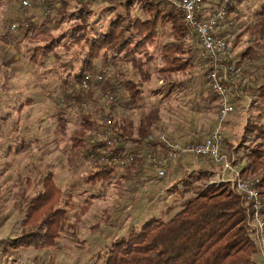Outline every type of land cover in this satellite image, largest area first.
<instances>
[{
    "label": "rangeland",
    "instance_id": "1",
    "mask_svg": "<svg viewBox=\"0 0 264 264\" xmlns=\"http://www.w3.org/2000/svg\"><path fill=\"white\" fill-rule=\"evenodd\" d=\"M87 1L92 5L88 21L92 36L104 31L116 14L123 13L120 3L123 0ZM57 6H49L43 0H37L33 8L26 9L21 6L20 0H3L0 8V172L9 162L12 163V166L0 175V189L3 193L0 196V264H51V261L53 264H104L99 258L103 256L106 247L134 236L151 220L170 221L197 192V187L190 186V180L195 182L192 179L194 174H186V171L175 179L174 185L165 190L168 184L166 177L158 176L157 170H154L149 161L142 163L135 176L126 180L122 178L123 182L119 181L123 174L120 169L111 186L99 183L81 187L79 183L86 176L91 162L83 158L79 166L72 169L67 158L71 136L79 127L82 117L89 114L97 121L90 136L91 141L96 142L108 139L114 134L111 126L105 125L106 121L111 119L110 115L115 121L131 119L137 124L145 114L151 112L157 121L160 120L162 128L169 125L186 138L193 135H203L204 138L208 133V125L213 121V113L218 114L214 109L215 102L208 96L206 89L207 79L204 72L207 71V59L204 53L198 51L192 58L195 65L193 69L162 77L164 79L157 73L162 65L157 59L156 67L151 68L152 77L143 87L144 95H147L142 101L143 110L130 109L124 104L125 90L122 82L125 79L139 81V75L134 68L124 63L116 71L112 66L103 64L102 59H98L94 65V73L104 74V80L98 83L103 87L99 86L97 89L96 100L75 106L72 104L73 106L68 108L67 105L71 102L66 100L63 94L64 79L68 74L80 70L84 53H66L63 47L68 40L66 37L62 39L56 51L59 59L52 55L33 61L30 51L32 45L25 38L31 20L48 23L58 37L63 34L68 36L69 29L79 21L80 6L72 0L67 8L69 14L76 15L74 19L61 17L57 13ZM263 6L264 0H242L238 10L232 11L233 24L225 29L226 38L231 41L240 36L238 52L253 47L256 42L260 43L256 46V59L252 60L251 81L254 87L264 84V35L255 40L245 29L256 22L258 11H261ZM132 14L143 17V13L136 7ZM15 23L18 24L17 28H13ZM167 38L170 39L169 34L164 41L168 40ZM154 54L157 56L158 50H154ZM65 64L73 70H67L68 67L63 66ZM107 81L112 86L105 84ZM74 86L77 88V83ZM170 89H174L176 93L172 95ZM170 93L171 96L168 97ZM111 95L115 99L113 102L109 98ZM236 104L238 112L229 123L226 137L233 143V154L236 157L234 164L237 165L244 160L249 163L250 152L264 141V135H260L259 130V126L264 127V106L258 107L254 103L255 106L252 104L245 107L240 101H236ZM63 110H67L68 132L66 135H58L56 116ZM250 125H255L252 127L253 132L246 130ZM214 128L215 125L211 131ZM155 129L156 127L151 135L156 138L165 136L171 141L184 142L170 132L168 134L165 130ZM146 149L148 148L142 146L140 151L146 154ZM9 150L12 152L10 155ZM187 158L207 162V159L201 157ZM143 170L146 173L154 170L150 174L152 184L142 182ZM211 170L213 168L210 167L209 171ZM49 172L54 173L56 184L65 193L71 191L74 195V210L69 212L63 223V237L58 248L13 250L5 247L10 239L22 231L21 214L14 209L20 189L25 187L29 190L27 187L30 182L44 177ZM28 179L29 182H26ZM176 182L181 185H175ZM201 187L203 185L198 189ZM173 191L177 192L178 200L175 194L169 195ZM89 194L95 195L94 203L82 222L77 225L74 219L81 205L87 203ZM259 256L258 252L254 260Z\"/></svg>",
    "mask_w": 264,
    "mask_h": 264
},
{
    "label": "trees",
    "instance_id": "2",
    "mask_svg": "<svg viewBox=\"0 0 264 264\" xmlns=\"http://www.w3.org/2000/svg\"><path fill=\"white\" fill-rule=\"evenodd\" d=\"M71 1L45 0V3L49 6H57L59 3L57 13L64 19L67 17L74 19L76 15L69 14L67 11ZM73 1L80 6V14L78 23L69 29L68 36L63 34L58 37L48 23H39L35 20L30 21L25 35L32 45L30 51L33 61L39 60L36 58H49L52 55L59 59L56 51L62 39L66 37L68 40L63 44L66 53L69 51L84 53L80 70L72 74L67 73L64 79L63 94L65 99L71 102L67 105L68 108L96 100L98 87L95 86H100V84L90 82L87 92H82L74 84L80 83L85 74L93 73L98 59H102L103 64L112 66L116 71L124 63L134 68L139 75V81L125 79L122 82L125 90L124 104L127 108L141 110L144 107L143 87L150 81L151 68L156 67L157 59L162 64L157 70L162 78L193 69L195 67L192 62L194 54L197 51L203 53L196 37L190 33L181 15L177 14L167 3L156 0L120 1L123 13L116 14L110 19L104 31H99L92 36L88 23L91 2ZM2 2L3 0H0V8ZM241 3L242 0H236L233 12L238 10L237 7ZM135 7L143 13V17H136L132 14ZM263 29L264 6L261 11H258L256 22L247 27L245 31L257 40L264 35ZM167 34L170 35V40L165 42ZM226 34L227 30H224L221 36L226 37ZM227 40L241 59H256V46H259V42L243 52H238L240 36L232 41L227 37ZM155 48L158 50L157 56L154 50H151ZM63 66L68 67L67 64ZM67 70L71 71L73 68L68 67ZM105 84L112 86L109 81ZM169 92L172 95L176 93L174 89H170ZM171 93L168 94L169 97ZM249 93H258L259 98L254 103L258 107L264 106V84L259 87L252 86ZM208 96L215 102L214 109L218 112L216 97L210 93ZM56 117V133L66 135L69 126L67 110L58 112ZM109 118L112 121L113 132L125 140H130L136 146L142 145L152 150L165 148L159 139L149 140L156 123L153 113L145 114L137 124L131 119L119 122L115 121L111 115ZM96 125L97 121L88 114L82 117L79 127L71 136L67 158L69 166L76 169L83 158L91 162L86 176L79 183L80 186H95L99 183L111 186L120 169L123 174L119 181L122 178L126 180L135 176L141 167L137 162L125 168L100 163L95 149L102 144L99 141L96 145L89 142V136ZM254 126H247V132H253L252 127ZM228 128L226 127L224 132L223 150L233 156V143L228 136L226 137ZM259 130L260 135H264V127L259 126ZM11 153L9 150L8 155ZM250 157L251 161L241 170V174L244 177L259 178L257 187L264 202V141L250 152ZM11 166L12 163L9 162L0 175H3ZM26 182H29V179ZM30 185L29 191L25 187L20 189L19 199L14 203V209L21 214L22 231L15 238L4 243L5 247L13 250L57 249L63 237V223L69 212L74 210L72 202L74 195L71 191L65 193L56 184L53 173H48L30 182ZM2 194L0 189V196ZM94 198L95 195L89 194L87 203L81 205L74 220L77 225L91 210ZM250 212L251 208L247 199L237 192L231 183L205 185L197 189V192L184 203V208L170 221L151 220L147 222L134 236L106 247L99 260L104 264H256L254 256L259 251L254 231L249 226Z\"/></svg>",
    "mask_w": 264,
    "mask_h": 264
},
{
    "label": "built area",
    "instance_id": "3",
    "mask_svg": "<svg viewBox=\"0 0 264 264\" xmlns=\"http://www.w3.org/2000/svg\"><path fill=\"white\" fill-rule=\"evenodd\" d=\"M36 1L20 0V4L26 9H31ZM156 1L167 3L181 15L207 57L206 89L216 97L218 107L215 128L207 137L188 142H175L168 140L165 136L156 138L155 135H150L149 140L159 139L165 148L163 150L146 149V154L140 151L142 145L136 146L130 140H125L114 133L110 138L99 141L102 145L96 147L95 153L100 163L116 168H125L136 162L142 165L149 161L160 177H165L167 168L182 158L194 156L209 159L217 168L207 172L206 186L229 182L237 192L245 196L251 208L249 226L254 231L256 245L264 264V202L257 187L259 178L242 176L241 170L234 165L236 157L230 156L223 150L225 129L238 112L236 101H240L247 107L259 98L258 93H249L253 86L252 60L241 59L227 38L221 36L223 31L233 24L232 11L236 0H218L214 6L210 5L208 0ZM17 27L18 24L15 23L13 28ZM103 80L104 74H95L93 71L92 74H85L77 87L82 92H87L90 82L95 81L98 84ZM109 98L112 102L115 100L112 95ZM111 124V119L105 123L108 127ZM90 136L89 142L96 145L98 141H91Z\"/></svg>",
    "mask_w": 264,
    "mask_h": 264
},
{
    "label": "crops",
    "instance_id": "4",
    "mask_svg": "<svg viewBox=\"0 0 264 264\" xmlns=\"http://www.w3.org/2000/svg\"><path fill=\"white\" fill-rule=\"evenodd\" d=\"M216 2H215V0H212V2L209 1V4L214 6L216 4ZM208 10H210V9H208ZM167 39L168 40H166L165 42H167V41L170 40L169 38H167ZM151 50H157V49L155 48V49H151ZM144 97L146 98L147 95H144ZM213 114H214L213 121L208 125L209 126L208 127V133L205 134L204 138L208 136V134L211 132L212 127L214 125H216L217 113L214 112ZM154 127H156V129H155L156 131H163V130H165L167 133L170 132L177 139H179L181 141H184V142H186V141H197V139H200V140L203 139V135H198V136H194L193 135L190 138H186L180 132L174 131V128L175 127H170L169 125L166 126V127H164V128H162V124H161V122H160L159 119H158V121L156 119V123L154 124ZM157 128H158V130H157ZM193 130L194 129H192V131ZM184 139H186V140H184ZM247 164H248V162H246V160H244V161H242V163L240 162V163H237V165L236 164H234V165L236 167H238L239 170H242L244 167L247 166ZM209 166L211 168H213V170H216V168H217L213 163L209 162L208 160H207V162L204 161V160H200V162H197V161L192 160V158H190V159L187 158V157L186 158H182L181 160H179V161L175 162L174 164L170 165L168 167V169L166 170L165 177H166V179L168 181L167 182L168 184H167V186H165V190H168L172 185H174L175 179H177L178 177H180L181 175H183L185 171H186V174H194V177L192 179H194L195 182H192V180H190V186H195V187H197V189L200 186H202V185L205 186L206 183H207V181H208L207 171H209V168H210ZM154 170L151 171L150 173H146V171L143 170L144 172L142 173V182H146L145 184H152V180L150 179V174L152 172H154ZM213 170H211V171H213ZM49 173H53V172H49ZM53 175H54V173H53ZM54 178H55V175H54ZM175 185L180 186L181 184L179 182H176ZM27 188H29V190H30L31 185H29ZM29 190H27V191H29ZM85 194L86 193H84L82 195H85ZM172 194H175L176 195V198H177V192H174L173 191L169 195H172ZM177 200H178V198H177ZM73 206H74V204H73ZM255 261H256V264H262V260H261V257L260 256Z\"/></svg>",
    "mask_w": 264,
    "mask_h": 264
}]
</instances>
